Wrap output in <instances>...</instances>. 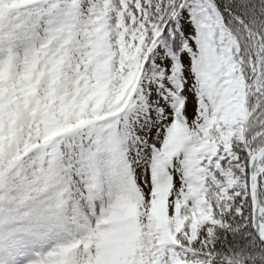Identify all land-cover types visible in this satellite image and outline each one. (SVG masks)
Wrapping results in <instances>:
<instances>
[{
    "label": "snow or ice",
    "instance_id": "6c2138e0",
    "mask_svg": "<svg viewBox=\"0 0 264 264\" xmlns=\"http://www.w3.org/2000/svg\"><path fill=\"white\" fill-rule=\"evenodd\" d=\"M0 264H264V0H0Z\"/></svg>",
    "mask_w": 264,
    "mask_h": 264
}]
</instances>
